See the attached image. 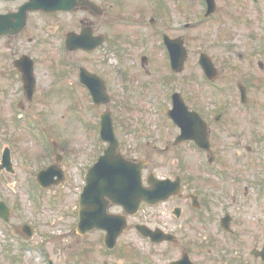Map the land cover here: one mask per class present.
<instances>
[{"label":"flooded vegetation","instance_id":"flooded-vegetation-1","mask_svg":"<svg viewBox=\"0 0 264 264\" xmlns=\"http://www.w3.org/2000/svg\"><path fill=\"white\" fill-rule=\"evenodd\" d=\"M28 1L0 0V12H15ZM82 1L85 0H78L79 3L72 4V8L68 10L28 11L23 30L18 35L0 39V42L4 41L3 48L6 52L0 56L2 64L8 58L12 65L3 67L0 74L16 82L14 89L16 97L9 99L8 105L15 119L55 124L58 117L55 111L56 101L62 96L69 98L73 110L92 104L90 90L81 83V69L84 68L82 74L89 86L96 88V85L100 86L103 83L107 90L108 71L104 67L100 70L95 58L92 57L93 53L107 46V43H110L111 49L120 56L130 54V50L135 46L143 47L151 53L159 51L165 56L166 62L163 71L155 75L151 86L153 85L155 90L159 86L166 89L163 100L166 107L165 115L162 116V121H157L158 124L163 123L162 133L157 136L155 132H158L159 127L154 125L150 130L152 135L144 144L136 141L133 149L129 148L131 145L126 146L118 135L116 136L120 143V151L128 159L138 160L127 156V152L132 150L134 153L142 152L144 155L175 156L176 161L172 164L178 168L164 177L174 179L179 176L181 194L172 195L155 205L142 203L135 215L127 216V222L131 226L138 223L152 228L161 226L163 231L174 235V231L167 228V223L153 226L151 218L142 213L145 209H162V214L168 212L177 219L186 212L187 226L189 222L193 223L188 216L189 211L195 216L194 222L201 225L213 221L218 226L221 218L226 215L229 216V224L232 225L234 216L226 207H216L212 202L214 197L222 200L232 197L233 201L237 197L246 198L249 194L247 185L255 189L256 196L264 197V184L261 183L264 181V146H261L264 143L263 22L259 24L260 27L257 26L259 30L250 24L242 26L247 29L246 32L238 33L242 35V40H239L242 49L234 51L237 46L233 44L236 38L231 31L233 27L224 21L229 13L228 9L226 7L219 9L215 0V8L206 16V2L200 0L201 12L197 21H194L195 28H200L211 21L216 23V27L210 34L212 40L209 45H205V39L209 37L205 35L198 37L200 44L193 52L195 66L188 68V30L193 23L187 19V0H89L94 2L95 6L82 4ZM250 4L259 15L264 11L260 0H251ZM220 22L223 24L219 25ZM224 24H227L228 28H223ZM71 33L83 34L91 42L98 37L102 44L89 50H67L65 41ZM157 40L158 45L155 46ZM24 44H29L30 48L18 49ZM251 44L257 45L255 50L251 49ZM41 51L42 54L39 55ZM182 52L184 59L180 66ZM154 55L156 56V53ZM79 56H89L95 66L90 65V68ZM207 57L210 60H207ZM156 61L159 62V57H156ZM147 63L148 54L143 52L140 54V66L146 67ZM47 65H50V70H40ZM187 69L190 70L189 73ZM124 71L126 75L123 70L117 74L125 76L123 81L131 79L130 72L127 74L126 65ZM145 72L149 73L147 69ZM24 74L30 79L26 84L23 80ZM43 78L48 82H43ZM63 87L73 90L72 93L65 95L66 93L61 91ZM6 88L0 86V97L8 92ZM76 88L82 90L86 100L81 95L75 98L76 92L73 93ZM34 105H39L40 108H35ZM27 106L35 108L36 112L26 110ZM173 112L184 114L179 120L181 125L175 122L171 114ZM73 114L77 115L75 111ZM159 126L161 127L160 124ZM54 128L46 125L43 134L52 138ZM26 129L24 127V130ZM89 133L88 140L90 144H94L92 131ZM62 138L67 139L65 133ZM68 138L72 139L71 136ZM52 139L50 145L53 148V155L48 157L50 161L42 168L54 165L58 174L61 169L66 173L67 180L64 161L67 160L65 155L68 154V150L64 148V143ZM40 140L41 136L37 141ZM9 143L12 151V146L18 144V140L14 138ZM105 146L104 142L98 143V154ZM136 147L139 148L135 149ZM56 148H61V153L56 151ZM190 155L194 157L197 155L198 158L206 156L207 163L204 166L201 162L196 163L189 157ZM142 159L146 161L141 173L143 184L149 188L146 180L150 173L154 174L150 166H154L155 162L151 161V156ZM167 160L168 158L164 162ZM198 160L200 161V158ZM92 162L91 160L87 169ZM250 169L253 172L248 176L245 170ZM203 173L208 176L203 177ZM107 210L114 214L123 213L121 206L113 204H109ZM138 217V221H131ZM260 241L259 247L252 248H264V229ZM172 242H177V239ZM254 259L264 264L261 258Z\"/></svg>","mask_w":264,"mask_h":264},{"label":"rangeland","instance_id":"rangeland-1","mask_svg":"<svg viewBox=\"0 0 264 264\" xmlns=\"http://www.w3.org/2000/svg\"><path fill=\"white\" fill-rule=\"evenodd\" d=\"M250 2L251 0H217L219 9L224 7L228 9L229 13L224 21L233 27L231 31L236 37L233 44L237 46L234 51L242 49L239 41L242 40V35L240 36L238 33L247 30L242 26L250 24L254 28L260 27L261 22L264 24V11L259 15ZM187 3V19L193 23V26L188 30L189 60L187 64L188 68H191L195 66L193 52L200 44L198 37L200 35L209 37L207 40L205 39V45H209L212 40L210 34L216 27V23L211 21L200 28H195L194 21L198 19L201 5L199 0H187ZM260 3L264 8V0H260ZM222 24L219 23V25ZM227 24H224L223 28H228ZM157 42L158 40L155 42V46L158 45ZM3 46L4 41H1L0 56L6 53ZM107 46H103L102 49L93 53L92 57L95 58L100 70L104 67L108 71L106 74L109 80L107 91L111 97L109 106L116 134L126 146L131 145L129 148L133 149L137 140L142 144L152 135L150 130L154 125L159 127L158 132H155L157 136L163 131V123H159L160 127L157 121H162V116L165 115L166 107L163 100L166 89L157 85L158 88L155 90L151 84L155 75L163 71L166 62L165 56L161 55L159 51L151 53L138 46L132 48L130 54L120 56L111 49L110 43H107ZM256 46L251 44V49L255 50ZM29 48V44L18 47V49ZM143 52L148 54V63L146 67L142 68L140 54ZM41 54L42 51L39 52V55ZM156 57H159L158 63ZM79 58L89 67L90 65L95 66L93 59H89V56H79ZM10 61L7 58V61L2 64L0 58V70L3 71V67L12 66ZM125 65L127 74L130 72L129 76L132 82L131 79L123 81L124 75H126ZM44 69L50 70L51 67L50 65L43 66L40 70ZM145 69L149 73H146ZM121 70L124 73L122 76L117 74ZM187 72L189 73L190 70L187 69ZM0 82L1 88L6 86V92L8 91L0 97V151L2 147L10 145L9 139L16 138L18 140V144L13 145L11 151L14 172L0 171V200H4L12 209L8 222L0 220V264H168L171 260L181 256L182 248L188 249V247H190L188 251L190 257L195 264H261L258 259L253 258L250 250L261 244L260 236L264 229V197L256 196L255 189L246 183L245 185L249 189L246 198L237 197L235 201L232 200V197L228 200L218 197L212 199L216 207H226V210L234 216V222L231 223L232 232H221L217 223L213 221L203 223V225L194 222L195 216L190 211L188 216L193 223L189 222L187 226L186 212L177 219L168 212L162 214V209H149V214L145 216L151 218L153 226L163 222L167 223V228L174 231L177 242L153 243L147 238H143L133 226H130L118 237L114 247L117 248L116 251L109 252L103 244L104 232L102 230L93 229L83 235L75 232L78 198L84 184L83 175L90 161L96 156L98 148L90 144L87 134L89 129L86 127H90V123L97 121L98 114L105 110L106 105L101 104L93 107L90 104L87 107L81 106L80 109L78 108L79 110H73L69 98L62 96L56 101L55 111L58 117L55 124L38 122L39 125L42 123L50 128L55 127L54 133L52 132L51 135L52 138L64 143V148L68 150V154L65 155L67 160L64 161L67 180L60 185L43 189L37 184L36 172L50 161L49 154L44 153L45 143L43 144V140L37 141L33 134L27 129L24 130V127L30 128L29 124L24 122L25 119L20 120L19 123L14 121L15 115L8 105L9 99L16 97L14 90L16 82L7 79L2 74H0ZM43 82H48V80L43 78ZM61 91L68 96L73 90L70 91L67 87H63ZM75 92V98L76 96L79 98L81 95L86 100L82 90L76 88L73 94ZM34 107L40 108L39 105H34ZM35 108L27 106L26 110L36 112ZM73 111L77 115L73 114ZM79 114L81 117L86 116L84 120H88V124L84 125L78 121ZM17 124L19 125L16 126ZM125 128L128 129L126 133ZM63 133L67 139L62 138ZM144 135L146 137H143ZM68 136H71L72 139ZM261 146H264V143ZM137 148L139 147L135 149ZM55 150L61 153L62 149L56 148ZM134 152V150L127 152V156L130 158L152 157L151 161H154L155 165L150 166V169L157 176L171 174L178 168L172 164L176 158L170 156L171 154L167 156L144 155L142 152ZM189 157L196 163L200 162L197 155ZM167 158L165 163L164 160ZM251 172H253L251 169L245 170L248 176L251 175ZM206 175L203 173V177ZM261 183L264 184V181ZM138 220L139 217L131 221ZM24 223L32 227L31 236H26L21 232V226ZM118 249L120 252L117 251ZM118 253L120 254L117 255Z\"/></svg>","mask_w":264,"mask_h":264},{"label":"water","instance_id":"water-1","mask_svg":"<svg viewBox=\"0 0 264 264\" xmlns=\"http://www.w3.org/2000/svg\"><path fill=\"white\" fill-rule=\"evenodd\" d=\"M208 1L211 4L213 3V0ZM25 11L26 8L22 9V13L0 14V36L17 33L23 27ZM79 36L70 34L67 39L68 47L93 48L101 42V39L98 37H95L93 42L86 38L81 41L79 40L80 42L76 41ZM75 42L78 44L72 46L75 45ZM181 61L182 58L179 60V64ZM91 77L93 76L91 75ZM90 88L96 102L105 99L102 84L100 86L96 85V88H92L91 86ZM102 120V137L109 141V146L86 174V183L80 195L79 220L76 231L79 234H84L93 228L104 229L106 231L104 243L108 248H112L115 245L117 236L126 227V220L124 216L107 213L108 201L104 197L108 196L111 202L122 205L125 213H135L142 200L154 203L159 199H164L169 194V185H172L168 180L149 177L148 182L151 184V187L149 189L144 188L140 177L141 164L136 166L134 163L124 159L117 152L118 143L113 134L109 113L103 114ZM3 157L6 158L3 162L9 163L8 155L4 154ZM55 173L58 172L53 167L39 172L38 180L41 186L46 187L56 184L63 178V175L59 176L58 174V179L54 180L53 176ZM176 187L177 185L175 184ZM128 188L132 190L131 194L128 192ZM8 212L9 210L5 207V204L0 202V214L6 217ZM136 228L143 235L149 236L154 241L169 239V235L164 234L160 229L152 231L143 225H138ZM23 230L28 234L31 233L29 226H25ZM261 255H264V251H262ZM170 264L193 263L189 260L187 254L184 253L180 260Z\"/></svg>","mask_w":264,"mask_h":264}]
</instances>
